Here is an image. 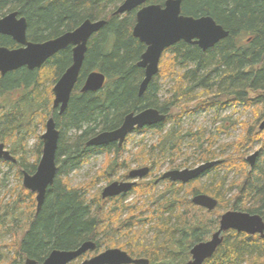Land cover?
<instances>
[{
	"label": "trees",
	"instance_id": "trees-1",
	"mask_svg": "<svg viewBox=\"0 0 264 264\" xmlns=\"http://www.w3.org/2000/svg\"><path fill=\"white\" fill-rule=\"evenodd\" d=\"M122 1L0 0V17L11 11L24 16L27 39L31 41L54 38L75 29L85 19H105L103 27L88 40L79 77L62 114L52 109V87L71 64V46L51 56L40 69L22 67L0 76V95L8 90H20L17 99L5 101L7 104L0 100V141L5 147L9 145L16 159L14 163L3 160L0 163L16 168L18 179L22 178V170L35 171L42 149L40 136L33 162L26 157L24 142L25 136L33 133L30 125L35 116V124L44 129L47 118L53 115L60 131L57 174L40 210L36 212L35 194L18 184L12 193V205L0 212V233L12 235L8 243L0 242V264H24L26 258L41 262L53 249H74L87 240L96 243L92 254L100 252L102 247H117L134 258L148 259V264H185L190 259L192 245L207 240L217 229L221 208L259 214L264 219V131L257 126L264 119V0H182L183 14L211 16L228 35L205 51L184 41L165 49L159 72L142 95L138 91L144 71L137 62L146 46L132 34L136 10L122 15L113 13ZM164 1L148 2L163 4ZM0 46L16 48L18 44L0 34ZM166 58L172 68L169 72L161 69ZM92 70L105 75L104 87L96 92H82L85 76ZM168 77L173 84L168 89L169 95L161 99L160 83ZM194 103L191 110L189 105ZM150 107L166 113V120L141 131L151 129L159 134L153 149L164 146L176 153L180 152L184 137L201 139V134L181 135L179 120L183 114L225 107L252 112L253 123L238 120L232 125L241 126L239 137L221 145L220 153L211 147L212 142L206 148L201 142L196 148L205 149L198 157L200 162L220 158L207 172L220 167L235 170L237 174L229 186L234 188L230 199H225L229 189L224 187V182L211 188L200 184V177L186 184L159 177L164 188L156 196L154 178L137 182L129 191L137 193V202L142 203L146 196L156 197L140 205H123L124 195L102 201L89 197V189L97 178L81 186L70 184L69 171L82 167L94 152H103L110 158L103 172L107 176V170L127 167V161L120 160L126 148L124 143L90 147L86 141L98 132L119 127L126 114ZM174 108L176 113H172ZM170 121L173 126L162 133ZM68 131L75 132L69 143L65 139ZM255 144L262 148L254 167L249 169L246 152ZM227 151L229 154H224ZM151 158L149 152L144 161L156 164ZM197 193L216 198L217 207L208 211L194 205L191 198ZM109 202L113 206L106 207ZM125 211L128 213L122 218ZM150 222H154L156 234L151 241H141L144 231L142 228L136 231V227ZM120 235L125 237L124 241L117 239ZM1 244L12 252L10 256L1 251ZM179 256L182 258L177 261ZM203 264H264V239L257 234L229 230Z\"/></svg>",
	"mask_w": 264,
	"mask_h": 264
},
{
	"label": "water",
	"instance_id": "water-1",
	"mask_svg": "<svg viewBox=\"0 0 264 264\" xmlns=\"http://www.w3.org/2000/svg\"><path fill=\"white\" fill-rule=\"evenodd\" d=\"M149 0H123L117 5L114 14H125L136 10L135 24L132 29L134 37L144 43L146 48L141 54L137 66L142 68L144 76L139 84L138 94L142 95L151 80L159 72V63L165 49L173 44L184 41L195 44L203 51L213 47L228 35V31L218 24L211 16H189L181 12L182 0H165L163 4L149 3ZM105 24V19L92 21L85 19L75 29L66 31L54 38L44 41L27 39V21L17 11H11L0 17V34L11 37L18 46L7 48L0 46V76L7 72L25 67L28 70L40 69L43 64L57 52L71 46V64L60 75L52 87V109L62 114L70 99L71 92L83 65L89 38ZM105 75L98 70L90 71L84 80L82 92H96L104 87ZM167 114L157 108H145L139 112H130L123 118L119 127L104 130L90 137L86 145L100 147L111 143L122 146L128 134L144 127H152L166 120ZM264 131V119L258 124ZM60 131L56 127L53 115L46 122L40 135L42 149L35 171L22 170V186L35 194L36 212L44 202L48 188L54 183L57 174L56 154ZM259 151L246 157L250 168L254 167ZM0 160L16 162L15 157L0 141ZM220 160L206 161L194 168L171 169L161 175L162 179L186 184L204 175ZM150 171L148 166L132 169L127 173V181H112L107 184L101 198L106 199L128 193L137 183L136 179L144 178ZM194 205L208 211L217 207L216 198L197 193L192 196ZM229 230L249 235L258 234L264 239V219L259 214L246 211L227 210L220 215L218 228L210 238L192 245L189 250L190 259L185 264H203L210 258L223 241V234ZM96 243L87 240L77 248L63 250L53 249L41 262L26 258L24 264H72L79 258L78 264H148L146 258H134L126 251L114 247L107 248L92 256L83 258L88 252H94Z\"/></svg>",
	"mask_w": 264,
	"mask_h": 264
},
{
	"label": "rangeland",
	"instance_id": "rangeland-1",
	"mask_svg": "<svg viewBox=\"0 0 264 264\" xmlns=\"http://www.w3.org/2000/svg\"><path fill=\"white\" fill-rule=\"evenodd\" d=\"M164 64H161V69L172 70L170 64L168 63V59L166 58L163 61ZM160 64V63H159ZM160 67V66H159ZM176 72H178L176 70ZM166 74V73H165ZM175 75V74H174ZM173 75V77H174ZM173 84L172 79H163L160 83V91L159 96L163 99L168 94V89ZM20 95V90L12 91L8 90L5 93L0 95V100L3 99L5 101H13L18 98ZM7 104V102H5ZM190 109L192 110L195 107L194 104H190ZM172 113H176L175 108L172 109ZM37 116L33 118L31 121L30 128L33 130V133L27 134L25 136V149H26V157L29 162H33V154L36 151V143H37V136L41 135L44 129H41L40 125L36 123ZM253 114L250 110L241 112V109L234 111L232 107H225L220 108L219 110L211 109V110H196L194 112L185 113L180 118V130L181 135L185 133H195L201 134L200 137L190 138L189 136L184 137L180 143V152H172L169 148H165L161 146L160 149L156 148L153 149V146L157 145L159 134L154 132L153 130H134L130 133V136L125 139L124 144L126 146L125 152L123 153L122 157H120L121 161H127V167H119L115 170H107L109 176L105 175L107 166L109 164V157L104 154L103 152H94L88 158L87 162L80 168L72 169L68 173V180L70 184L73 186H81L83 184L91 183L93 178H97L94 181V184L89 189V197H97L101 198V192L103 188L112 181H123L124 177L127 173L132 169H137L141 167L148 166L150 168L149 174L146 175L143 179L137 180L138 183L146 182L149 179H155V191L154 195H158L164 188V182L160 181L158 178L161 175L171 169H183V168H194L197 165L203 163L198 160V157L201 151L205 150H196L197 146L202 142L203 147H208V143L212 142V148L215 149L216 153L221 152V145L230 143L235 141L241 132V126L236 125L234 128L232 125L236 124L239 121H248L249 123H253ZM251 120V121H250ZM173 122L167 123L163 127V132L165 133L167 130L171 128ZM259 124V123H258ZM37 125V126H36ZM223 126L224 129L220 131V127ZM258 126V125H257ZM75 136L74 131H68L65 139L66 142L69 143L71 139ZM9 150V145L6 147ZM261 146L259 144H255L252 148L248 149L246 152V157L252 154L255 151H261ZM10 151V150H9ZM150 152L151 159L156 162V164H152L151 162L148 163L145 160L147 153ZM230 151L225 152L224 154H229ZM146 154V155H145ZM223 154V155H224ZM264 155V151H263ZM143 156V158H142ZM64 158V157H63ZM218 158L217 160H219ZM143 160V161H142ZM183 163L186 165L182 167ZM180 165V166H179ZM248 168L251 169L248 165ZM16 168L11 169L7 165L0 163V212L5 210L8 204L12 205L13 201V192L17 189V185H22V178L18 179L16 176ZM235 170H228L225 167L217 168L216 170L209 171L204 175L200 176V184L210 185L211 188L216 186L220 181L224 182V187L229 189V192L226 194L225 199H230L231 195L234 193V188L230 189V183L232 180L235 179L236 176ZM102 175V176H100ZM106 176L108 178H106ZM99 177V178H98ZM153 195V197H154ZM121 196V195H119ZM117 197V196H116ZM146 196L143 198V202H137L138 196L137 193L128 192L124 194L123 197V205H140L146 204L147 202H151L150 199H153ZM35 198V195H34ZM156 198V197H154ZM103 199L101 198L100 201ZM105 200V199H104ZM36 202V201H35ZM109 202L106 207L113 206V204ZM227 210L233 209H226L221 208V212H225ZM128 211H125L122 214V218L127 215ZM154 222H150L146 225H139L136 227V231L140 228L143 229L144 234L141 237V241H151L153 239L154 234H156L157 229L153 225ZM11 233H0V242L1 243H8L11 240ZM161 238V237H160ZM209 238V237H208ZM120 241H124L125 237L121 235L117 238ZM114 248V247H113ZM103 247L100 249V252L103 251ZM1 251H4L5 254H12V252L7 251V247L1 244ZM94 253V252H93ZM92 256L94 254L90 253ZM85 258V257H84ZM143 258V257H141ZM182 256L177 258V261L180 260ZM82 258H79L77 261L73 262L72 264H78ZM184 264V263H183Z\"/></svg>",
	"mask_w": 264,
	"mask_h": 264
},
{
	"label": "flooded vegetation",
	"instance_id": "flooded-vegetation-1",
	"mask_svg": "<svg viewBox=\"0 0 264 264\" xmlns=\"http://www.w3.org/2000/svg\"><path fill=\"white\" fill-rule=\"evenodd\" d=\"M82 85H83V84H82ZM127 180H128V178H127V175H126V176L124 177V180H123V181H127ZM257 235H258V234H257ZM210 236H211V235H210ZM209 238H210V237H209ZM209 238H208V239H209ZM84 257H85V258L88 257V256H87V253H86V255L83 256V258H84Z\"/></svg>",
	"mask_w": 264,
	"mask_h": 264
},
{
	"label": "bare ground",
	"instance_id": "bare-ground-1",
	"mask_svg": "<svg viewBox=\"0 0 264 264\" xmlns=\"http://www.w3.org/2000/svg\"><path fill=\"white\" fill-rule=\"evenodd\" d=\"M85 77H86V76H85ZM84 80H85V79H84ZM105 81H106V77H105ZM83 83H84V81H83ZM82 86H83V85H82ZM217 228H218V227H217ZM216 230H217V229H216ZM216 230H215V231H216ZM139 258H141V257H139ZM143 258H144V257H143Z\"/></svg>",
	"mask_w": 264,
	"mask_h": 264
}]
</instances>
